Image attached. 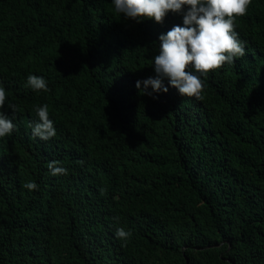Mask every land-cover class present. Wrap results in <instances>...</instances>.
I'll use <instances>...</instances> for the list:
<instances>
[{
  "label": "trees",
  "instance_id": "obj_1",
  "mask_svg": "<svg viewBox=\"0 0 264 264\" xmlns=\"http://www.w3.org/2000/svg\"><path fill=\"white\" fill-rule=\"evenodd\" d=\"M174 25L171 12L125 19L111 0H0L16 124L0 138V264H264V0L236 20L245 55L209 73L202 100L135 87ZM29 74L49 91L25 87ZM44 104L47 141L29 128Z\"/></svg>",
  "mask_w": 264,
  "mask_h": 264
},
{
  "label": "clouds",
  "instance_id": "obj_2",
  "mask_svg": "<svg viewBox=\"0 0 264 264\" xmlns=\"http://www.w3.org/2000/svg\"><path fill=\"white\" fill-rule=\"evenodd\" d=\"M114 11L137 23L151 19L163 24L169 12L182 17V26L174 25L166 33L159 35L158 54L154 55L151 67L154 76L136 81L135 87L141 94L167 93L173 87L183 97L203 99L205 79L213 70L225 64H234L245 55V42L235 30L236 20L246 15L251 0H111ZM167 80L168 86L163 81ZM143 84V88H141ZM25 87L33 92H48L46 80L29 74ZM151 87V92L147 89ZM7 93L0 86V138L15 131L16 124L3 111ZM153 98H157L153 96ZM8 108L13 114L18 111L15 104ZM37 120L29 124L33 137L47 141L56 135L53 121L49 118L47 104L35 107ZM83 164V161H77ZM52 176L67 175L68 170L53 160L47 164ZM29 191L38 190L35 182L23 185ZM103 193V189L100 190ZM116 237L126 241L130 231L117 228Z\"/></svg>",
  "mask_w": 264,
  "mask_h": 264
}]
</instances>
